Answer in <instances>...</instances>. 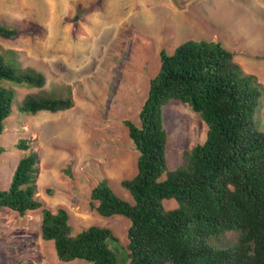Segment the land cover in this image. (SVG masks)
Segmentation results:
<instances>
[{"label":"rangeland","instance_id":"rangeland-1","mask_svg":"<svg viewBox=\"0 0 264 264\" xmlns=\"http://www.w3.org/2000/svg\"><path fill=\"white\" fill-rule=\"evenodd\" d=\"M0 26L22 32L14 39L0 37V49L15 53L13 61L6 55L5 63L45 78L40 89L0 81V87L15 91L0 135L5 150L0 191L9 188L19 158L35 152L37 197L47 208L67 210L72 235L90 226L111 230L118 244L111 249L120 261L127 260L129 221L98 215L89 206L90 194L105 179L117 197L132 203L120 182L135 174L138 154L124 122L139 125L149 81L159 70V52L172 55L194 40L220 43L246 60L252 72L242 70L264 87V0H0ZM69 93L73 106L68 110L35 115L18 110L28 95L65 98ZM162 124L168 173L183 167L185 151L206 142L207 126L177 101L163 107ZM255 126L264 133V96ZM22 139L29 140L27 152L15 148ZM162 207L170 212L178 203L165 200ZM40 219L41 209L24 216L0 209V264H88L59 262L53 243L40 237ZM238 238L232 230L205 243L223 250Z\"/></svg>","mask_w":264,"mask_h":264},{"label":"trees","instance_id":"trees-1","mask_svg":"<svg viewBox=\"0 0 264 264\" xmlns=\"http://www.w3.org/2000/svg\"><path fill=\"white\" fill-rule=\"evenodd\" d=\"M20 33L0 26L3 39ZM12 54L0 49V81L42 88L41 73L5 63L6 55L13 61ZM159 62L139 112V125L124 122L138 154L135 174L120 182L132 203L117 197L105 179L90 194L89 206L98 215L129 221L127 260L120 261L111 249L117 244L111 230L90 226L72 235L67 210L45 207L37 197L35 152L19 158L9 188L0 191V209L20 216L41 209L40 237L53 243L56 258L63 263L264 264V133L255 126L264 87L220 43L188 41L172 55L160 51ZM14 92L0 87V135ZM170 101L188 106L206 124L207 133L203 145L184 152L183 167L166 173L162 110ZM72 106L70 93L65 98L28 95L18 110L35 115ZM15 148L27 152L29 140H19ZM4 152L0 147V154ZM164 173L165 180L159 182ZM45 193L50 195V190ZM165 200H175L178 208L165 212ZM232 230L239 232V238L231 247L216 250L205 243L208 237Z\"/></svg>","mask_w":264,"mask_h":264},{"label":"crops","instance_id":"crops-1","mask_svg":"<svg viewBox=\"0 0 264 264\" xmlns=\"http://www.w3.org/2000/svg\"><path fill=\"white\" fill-rule=\"evenodd\" d=\"M199 25L195 24V28L198 29ZM200 28V27H199ZM234 62L237 63L240 67H244L245 66V70L249 73H251L252 71L246 69L248 66H247V61L246 60H242V59H238L237 57L234 56ZM251 64V63H250ZM247 66V67H246ZM246 73V72H245ZM248 74V73H246ZM252 75V74H251Z\"/></svg>","mask_w":264,"mask_h":264}]
</instances>
